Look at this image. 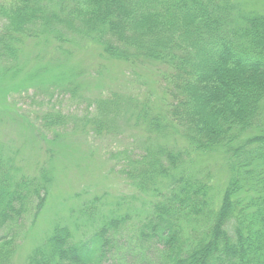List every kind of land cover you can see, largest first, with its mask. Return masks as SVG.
<instances>
[{"label":"trees","instance_id":"1","mask_svg":"<svg viewBox=\"0 0 264 264\" xmlns=\"http://www.w3.org/2000/svg\"><path fill=\"white\" fill-rule=\"evenodd\" d=\"M239 13L234 0H0L2 58L51 35L96 45L104 60L170 70L160 75L164 116L126 103L147 134L142 152L124 158L131 192L88 200L25 264H264V15ZM164 123L183 142H158L170 135ZM207 153L221 154L223 187L194 169ZM52 181L22 173L0 142V264L11 263Z\"/></svg>","mask_w":264,"mask_h":264},{"label":"rangeland","instance_id":"2","mask_svg":"<svg viewBox=\"0 0 264 264\" xmlns=\"http://www.w3.org/2000/svg\"><path fill=\"white\" fill-rule=\"evenodd\" d=\"M234 2L240 16L264 15V0ZM21 43L15 60L0 57V142L22 173L39 177L48 171L53 181L9 264H25L45 234L57 223H74L88 200L104 198L109 204L131 192L122 172L124 158L142 152L147 134L131 117L137 108L126 103L137 98L164 116L167 89L160 75L170 73L165 66L104 60L100 47L78 38L60 43L45 35ZM125 107L129 115L123 113ZM99 119L109 126L100 130L95 125ZM164 125L171 128L170 135L158 142H183L179 128ZM195 159L194 169L211 170L213 184L223 187L228 176L221 154Z\"/></svg>","mask_w":264,"mask_h":264}]
</instances>
